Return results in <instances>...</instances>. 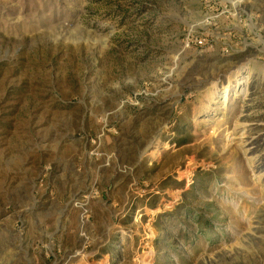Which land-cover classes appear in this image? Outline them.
<instances>
[{"label": "rangeland", "instance_id": "rangeland-1", "mask_svg": "<svg viewBox=\"0 0 264 264\" xmlns=\"http://www.w3.org/2000/svg\"><path fill=\"white\" fill-rule=\"evenodd\" d=\"M259 123L264 0H0V264H264Z\"/></svg>", "mask_w": 264, "mask_h": 264}, {"label": "bare ground", "instance_id": "bare-ground-1", "mask_svg": "<svg viewBox=\"0 0 264 264\" xmlns=\"http://www.w3.org/2000/svg\"><path fill=\"white\" fill-rule=\"evenodd\" d=\"M249 131L252 149L260 150L264 146V123L251 125Z\"/></svg>", "mask_w": 264, "mask_h": 264}]
</instances>
